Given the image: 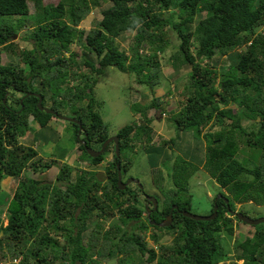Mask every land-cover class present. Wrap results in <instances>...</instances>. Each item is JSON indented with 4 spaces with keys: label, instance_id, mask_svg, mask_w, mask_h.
<instances>
[{
    "label": "trees",
    "instance_id": "1",
    "mask_svg": "<svg viewBox=\"0 0 264 264\" xmlns=\"http://www.w3.org/2000/svg\"><path fill=\"white\" fill-rule=\"evenodd\" d=\"M32 2L33 21L27 19V0H0V45L4 48L12 46L10 41L18 29L34 22L29 36H24L33 46L19 51L24 67L2 63L0 57V191L4 177L18 179L6 207L5 225L0 216V259L9 258L3 264H101L93 256L110 260L121 254L119 264L140 263L135 254H148L147 262L140 264H238V260L241 264H264L261 223L252 225L251 236L237 239L235 256L228 255L224 242L234 236L235 216L230 212L236 211L237 203L264 205V33L260 31L264 0H107L109 5L101 10L98 25L88 30L78 26L92 4H98L95 0ZM128 32L134 34L126 52L120 37ZM165 33L169 34L166 38ZM72 44L82 51H73ZM170 46L173 59L190 68L188 79L177 76L164 92L182 95L179 106L167 110L170 124L197 139L203 137L205 154L198 165L182 156L173 162L164 158L170 160L167 175L172 185L167 184L163 200L156 196L158 209L147 215L138 187L118 188L117 162L122 174L127 167L115 155L114 145H108L97 157L86 151V147L94 148V143L100 147L110 136L98 109L102 102L96 99L93 87L106 67L115 66L132 75L138 86L149 89L150 102L146 106L134 104L141 114L139 119L113 134L119 137L120 156L123 150H132L133 141L147 142L148 151L154 152L148 111L163 103L156 93L163 78L159 54ZM145 49L149 54L143 52ZM222 55H227L230 64L218 71L214 58ZM67 81L77 82L63 88ZM32 93H39L42 106L56 114L39 109L38 97ZM64 108L69 109V115L62 114ZM57 114L81 121L83 133L78 139L79 126L71 122L75 140H84L78 142L81 160L99 164L113 148L105 179L95 170L78 169L72 180V168L66 162L49 188L25 174L26 168L38 171L51 163L37 162V149L20 143V137L34 131L35 123L40 129L51 127V120L60 119ZM243 118L252 121L249 127H242ZM224 119L230 122L225 124ZM215 126L218 129L210 131ZM36 135L34 131L32 142ZM241 144L258 152L256 164L238 159ZM158 158L153 153L148 157L153 180L160 187L163 159ZM199 165L228 192L220 191L228 203L218 199L217 215L208 221L186 217L176 208L171 225L158 226L173 204L187 210L189 200L178 194L186 190L188 177L200 170ZM94 217L109 219L108 227L103 230L102 223L96 221L85 234ZM147 227L171 232L174 245L167 248L161 244L158 253L144 239ZM152 239L159 243L160 236L155 233ZM226 258L230 262L226 263Z\"/></svg>",
    "mask_w": 264,
    "mask_h": 264
},
{
    "label": "rangeland",
    "instance_id": "2",
    "mask_svg": "<svg viewBox=\"0 0 264 264\" xmlns=\"http://www.w3.org/2000/svg\"><path fill=\"white\" fill-rule=\"evenodd\" d=\"M32 1L33 0H27L29 6L27 19L31 21H33V15L35 11ZM43 2L56 4L58 0H43ZM95 2L98 4H92V8L88 15L81 20L78 26L79 28L88 30L89 28L98 25V22L102 18L101 10L104 7H107L109 4L107 0H95ZM32 25H34V22L25 25L23 28L18 29L14 33L10 41L12 42V46L4 48L3 45H0V57L2 63L14 64L18 67H24V63L20 59L19 51L24 48H31L33 46L30 39L24 38V36L27 37L31 33ZM260 31L262 34L264 33V26L260 29ZM133 34L134 32H128L122 34L120 37L121 48L126 52H129V44H131L133 41ZM164 35L165 38L169 36V34L166 33ZM71 49L78 53L82 51V48L77 44H72ZM171 50L172 47L170 46L168 50L159 54V60L161 64L160 73L163 78L161 79L158 88L156 87V93L157 95L162 96L163 103L159 108H150L148 111V116L152 117V121L150 123L152 126V139L150 145L153 146L152 148L155 149V151H148L149 144H147V142H145L144 145L143 143L139 144L138 141H133L134 146L132 150H123L121 152V159L122 161L124 160V163L127 167L125 174H122V180L125 179V181H127L128 178L138 179L147 194L154 197L157 196L160 200H163V195L165 194L163 191L166 189L167 184H170L171 182V178L167 175V172L171 167L170 160L173 162V159L176 156H182L188 161L198 165V159H204L205 154V140L203 137L197 139L190 133H183L180 130H176L175 126L170 124L171 120L169 117L171 114H169L167 110L177 108L180 104L182 95H170L165 94L164 92L168 87L173 86V82L177 81V76L181 75L188 79L186 72L190 70L188 65L180 62V59H173V56L170 54ZM143 52L149 54V51L146 49L143 50ZM214 63L217 64V70L220 71L230 64V60L228 59L227 55H222L215 57ZM80 67V69L83 71L86 70L84 66L81 65ZM77 81H67L62 87L65 88L66 86H70ZM138 87L140 88L139 90ZM148 90L149 89L144 85L138 86L132 75L118 70L115 66H108L105 68L104 73L98 77L97 82L93 87V91L96 99L99 102H102L98 109L104 122L108 126V132L110 135H114L113 133L116 132L120 127L135 121V119H139L141 114L140 112L135 111L137 108H134V104L137 102L142 106H146L150 102ZM175 92H177V90ZM50 103L51 101L48 99L47 105H50ZM237 107V104L233 105V109L236 111H238ZM62 114L69 115V109L64 108L62 110ZM51 122V127L42 129L37 127L38 125L35 123L33 130L37 134L36 141L32 142L31 140L34 136V131L28 133L27 136L20 137V143L25 145L31 144L35 150L37 149V162L44 165L45 163H51L50 167L39 169L38 171L32 170L31 167L26 168L24 170L25 174L42 181V184H45L43 188H49L47 185H52V183L56 181V177L60 172L61 164L66 162L72 168V172L70 174V178L72 180L75 178L78 169H84L86 171L95 170L97 171L98 177L100 179H105V166L113 159V151H111L113 148L111 149L110 147L111 150L106 153L105 159L99 164L94 165L88 160H81L79 158L80 149L77 147L78 142L75 140V128L71 122L62 119H53ZM228 122H230L229 119H224L225 124ZM251 122L252 121L250 119L243 118L241 119L240 123L242 127H249ZM216 129H218L217 126L211 128L210 131H215ZM43 135H46V137H43ZM240 146L241 147L236 154L238 159L247 165L256 164L258 162V159H256L258 152L255 150L250 151V148L248 146L245 147L243 144ZM95 147H97V144L94 143V148ZM151 153L158 155L159 160L163 159V162L161 161L162 165H160L163 178V180L160 182V187H158L153 180L150 161L148 159L149 154ZM165 157H169L170 160L164 159ZM200 165V170L188 177L186 190L180 192L178 195L183 197L182 200H186L185 198L189 200L190 204L187 208L189 212L197 215H209L212 211V197L221 193L220 191H223L225 194L228 192L225 189H221L214 179H212L208 173L204 171L202 166L200 167ZM1 183L2 190L0 191V216L3 218V224L5 225L7 222L6 207L11 196L15 192L18 179L4 177ZM129 185L133 189L137 188L134 183H130ZM139 192V199L143 204L144 197L141 194L140 189ZM235 208L239 212H245L244 214L252 218L264 216V205H257L254 201H248L247 203H237ZM232 219V223L234 225V236L231 239H224L226 248L229 249V256H235L237 253V239L244 235L251 236L254 231L252 225L239 222V220L235 219V217H232ZM96 221H99L98 223H102L103 230H106L110 220L104 219L101 221L99 218L94 217L89 221L88 229L85 231V234L90 233ZM261 225H264V223H261L260 226ZM155 233L160 236L159 243L153 242L152 235ZM143 235L144 239L148 242V246L153 247V249H155L158 253H160L159 245L163 244L167 248H171L174 245V234L167 230L147 227L146 232L143 233ZM59 239L62 240V237ZM121 255L118 258H121ZM135 255L139 258L140 263L143 261L147 262L146 259L148 254H145L144 256H140L139 254ZM93 257H96L101 262V264H119L118 258L106 260L105 258L99 256ZM19 259L20 257L17 258V262ZM8 260L9 258L0 259V264H3ZM225 261L228 263L230 262V259L226 258ZM237 262L238 264L242 263L241 260H238ZM140 263L133 262V264ZM221 263L222 261L219 262V264ZM150 264H155V261H152Z\"/></svg>",
    "mask_w": 264,
    "mask_h": 264
},
{
    "label": "water",
    "instance_id": "3",
    "mask_svg": "<svg viewBox=\"0 0 264 264\" xmlns=\"http://www.w3.org/2000/svg\"><path fill=\"white\" fill-rule=\"evenodd\" d=\"M34 94L35 96L38 97V103H37V106L39 109L41 110H44L45 112L47 113H54L56 114V112L50 108H47V107H44L42 106L41 104V101H42V97L39 93H32ZM57 117L60 118V119H63V120H67V121H70V122H73V123H76L78 126H79V133L81 132L80 129L82 128V125H81V121L78 120L77 118H74V117H69V116H65V115H61V114H57ZM78 133V134H79ZM86 134V132H84ZM114 142V145H115V155L118 157L119 156V137L117 135H113V136H110L108 137L102 144H101V147L96 150V149H93V148H90V147H86V151L87 153L91 156V157H97L99 156L100 154H102L106 148V146L110 143V142ZM82 142L84 143V140H82ZM135 183L139 188H142V184L139 182L138 179L136 178H128L127 181L123 182L122 181V174H121V170H120V167H119V164H117V185H118V188L123 190L129 183ZM221 197V195H217L215 200H214V207H213V211L211 214L209 215H197V214H194V213H191L189 212L188 210H181L180 212L186 216V217H189V218H192V219H195V220H204V221H208L210 219H213L216 215H217V204H216V201ZM149 201L153 204L154 206V209H157V200L155 197H150ZM224 202L225 203H228V199L224 197ZM177 208V205H173L171 207V210L169 211V213L165 216V218L160 221V222H157L156 224L160 227H167V226H170L171 223H172V210L173 209H176ZM146 209L148 210V207H146ZM150 212V210H148V213ZM236 216L238 217V219L242 220L243 222L249 224V225H257L259 223H264V216H261V217H256V218H252L246 214H243L241 212H238L236 213ZM151 223H155L154 221H151Z\"/></svg>",
    "mask_w": 264,
    "mask_h": 264
},
{
    "label": "flooded vegetation",
    "instance_id": "4",
    "mask_svg": "<svg viewBox=\"0 0 264 264\" xmlns=\"http://www.w3.org/2000/svg\"><path fill=\"white\" fill-rule=\"evenodd\" d=\"M81 133H83V132H81ZM81 133H80V135L79 136H77V139L81 136ZM83 139H79V141L81 142ZM79 141H77V142H79ZM77 147H78V145H77ZM100 148V147H99ZM99 148H97V149H99ZM78 149H79V147H78ZM117 164H119L118 162H117ZM123 181H125V179H123ZM142 195H143V197H144V200H143V206H144V208H145V210H146V214L147 215H149L150 213H151V211H154V210H157L158 209V206H159V204L157 205V209H154V206H153V204L149 201V199H150V197H152V195H149V194H147L145 191H142ZM146 196V197H145ZM159 198V197H158ZM214 198V197H213ZM145 201V202H144ZM146 207H148V210H150V212L148 213V210L146 209ZM182 209H180L179 207H177V209H176V212H180ZM165 218V217H164ZM163 218V219H164ZM162 219V220H163Z\"/></svg>",
    "mask_w": 264,
    "mask_h": 264
},
{
    "label": "clouds",
    "instance_id": "5",
    "mask_svg": "<svg viewBox=\"0 0 264 264\" xmlns=\"http://www.w3.org/2000/svg\"><path fill=\"white\" fill-rule=\"evenodd\" d=\"M79 135H80V133H79L77 136H79ZM110 136H113V135H110ZM110 136H109V137H110ZM107 138H108V137H107ZM107 138H106V139H107ZM106 139H105V140H106ZM81 143H83V142L81 141ZM112 144L114 145V142H113V141L110 142L108 145H110V146L112 147ZM108 145H107V146H108ZM107 146H106V147H107ZM100 147H101V145H100ZM90 148H92V147H90ZM97 148H99V147H95V148H93V149L98 150ZM104 151H105V150H104ZM114 151H115V145H114ZM112 158H113V157H112ZM118 158H119V160H121L120 153H119ZM123 161H124V160H123ZM118 163H119V162H118ZM116 166H117V165H116ZM119 167H120V163H119ZM121 174H122V172H121ZM122 181H123V180H122ZM123 182H124V181H123ZM131 183H132V182H131ZM129 184H130V183H129ZM129 184H128L127 186H129ZM134 184H135V183H134ZM135 185H136V184H135ZM127 186H126V187H127ZM126 187H125V188H126ZM137 187H138V186H137ZM125 188H124V189H125ZM138 188H139V187H138ZM139 189L141 190V194H142V191H145V190L143 189V186H142V188H139ZM145 192H146V191H145ZM139 193H140V192H139ZM219 194H220V193H219ZM219 194H218V195H219ZM220 195H221V194H220ZM216 196H217V195H214V196H213V197H214V200H215ZM145 197H146V196H145ZM152 197H154V196H152ZM213 197H212V202H214ZM224 197H225V196H222V195H221V197H220L219 199H224ZM155 198H156V196H155ZM225 198H226V197H225ZM227 199H228V198H227ZM156 200H157V199H156ZM157 203H158V202H157ZM216 204H217V203H216ZM173 205H174V204H173ZM173 205H172V206H173ZM175 205H176V204H175ZM213 207H214V205H213ZM213 207H212V209H213ZM217 207H218V206H217ZM212 211H213V210H212ZM238 212H239V211L236 210V211H231L230 213H232L233 216H235L236 218H238V217L236 216V213H238ZM211 213H212V212H211ZM241 213H243V212H241ZM243 214H244V213H243ZM239 220H240V219H239ZM161 221H162V220H161ZM244 223H245V222H244ZM246 224H247V223H246ZM248 225H249V224H248Z\"/></svg>",
    "mask_w": 264,
    "mask_h": 264
}]
</instances>
